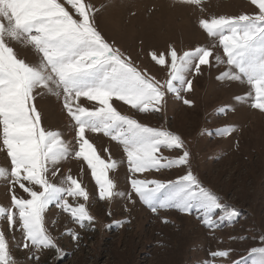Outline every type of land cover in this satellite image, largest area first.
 Returning <instances> with one entry per match:
<instances>
[{"label": "snow or ice", "instance_id": "snow-or-ice-1", "mask_svg": "<svg viewBox=\"0 0 264 264\" xmlns=\"http://www.w3.org/2000/svg\"><path fill=\"white\" fill-rule=\"evenodd\" d=\"M173 6L197 16L209 44L182 53L171 45L166 53L150 52L158 76L109 42L98 30L100 9L85 0H0V187L8 200L0 205L7 227L0 228V264H41L48 252L63 260L67 252L59 241L80 246L81 233L95 229L90 208L98 201L123 200L128 213L139 204L156 216L186 215L212 234L233 226L239 211L205 185L182 136L144 121L166 113L173 98L192 108L184 94L212 68L217 81L250 89L234 95L236 105L264 114V0H245L239 14L210 18L203 17L206 0H173ZM42 103L55 108L59 124L46 123ZM230 111L233 105H222L213 115ZM235 131L225 124L215 135L228 138ZM101 136L115 143L119 159L108 147L98 150ZM71 162L82 176L90 173L95 195L71 167L64 170ZM172 170H179L174 179L162 178ZM49 214L66 217L64 231L53 234L56 221ZM230 239L254 246L235 259V249L211 251L203 264H264V231ZM13 249L25 252L23 260Z\"/></svg>", "mask_w": 264, "mask_h": 264}, {"label": "rangeland", "instance_id": "rangeland-1", "mask_svg": "<svg viewBox=\"0 0 264 264\" xmlns=\"http://www.w3.org/2000/svg\"><path fill=\"white\" fill-rule=\"evenodd\" d=\"M95 8L98 30L109 40L115 41L122 50L131 53L138 63L147 65L158 76L150 59V52L166 53L169 46L183 52L209 44V38L197 27V16L173 0H85ZM245 0H206L204 18L219 15H237L244 11ZM222 54V52H221ZM216 68L205 69L202 76L193 81V91L184 94L194 101L192 108L174 98L169 100L166 113L158 114L144 122L152 126H164L179 133L185 140L198 172L209 186L228 204L239 211L232 227L227 224L214 234L199 225L194 218L175 212H161L159 216L137 205L131 213L126 212L125 201L117 199L112 204L98 201L90 208L96 216L95 229L81 233L83 239L76 247L68 238L59 241L67 252L63 260H55L48 252L41 264H203L209 253L215 250L235 249L236 255L253 245L251 240L239 242L230 237L248 236L264 231V114L246 105H236L234 95L250 91L247 85L236 87L231 83L219 82ZM114 104L121 112L127 106ZM222 105H233L235 111L225 116H215L214 111ZM48 117L46 123L59 124V116L52 105L42 103ZM142 118V117H141ZM232 124L236 131L231 137L219 138L215 129ZM98 150L111 149L113 158L122 153L114 142L101 136ZM106 158L107 154L102 153ZM4 164L0 153V165ZM72 174L95 195V184L90 173L81 175L75 162L66 165ZM120 190L127 182L121 168ZM179 170H172L163 179H174ZM0 187V205L8 200ZM98 200V197H97ZM58 211V210H56ZM111 212V216L108 212ZM56 221L53 234L64 231L66 217L49 214ZM195 215V214H194ZM129 220L117 228L113 221ZM167 220L168 223H164ZM106 225H112L106 227ZM68 227H74L68 225ZM0 228L7 232L6 221ZM18 235V233H17ZM215 237V238H214ZM11 242V234H8ZM13 255L23 260L24 251L13 249Z\"/></svg>", "mask_w": 264, "mask_h": 264}]
</instances>
